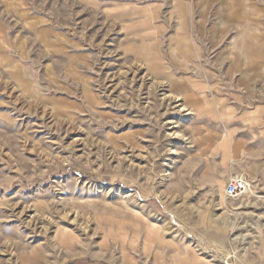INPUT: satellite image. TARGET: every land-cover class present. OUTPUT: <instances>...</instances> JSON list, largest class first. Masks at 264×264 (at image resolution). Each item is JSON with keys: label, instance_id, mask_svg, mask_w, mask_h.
<instances>
[{"label": "rangeland", "instance_id": "374dc122", "mask_svg": "<svg viewBox=\"0 0 264 264\" xmlns=\"http://www.w3.org/2000/svg\"><path fill=\"white\" fill-rule=\"evenodd\" d=\"M0 264H264V0H0Z\"/></svg>", "mask_w": 264, "mask_h": 264}, {"label": "built area", "instance_id": "2783aa9c", "mask_svg": "<svg viewBox=\"0 0 264 264\" xmlns=\"http://www.w3.org/2000/svg\"><path fill=\"white\" fill-rule=\"evenodd\" d=\"M248 187L249 183L246 178H235L226 187V197L229 200L237 199L248 190Z\"/></svg>", "mask_w": 264, "mask_h": 264}, {"label": "bare ground", "instance_id": "6f19581e", "mask_svg": "<svg viewBox=\"0 0 264 264\" xmlns=\"http://www.w3.org/2000/svg\"><path fill=\"white\" fill-rule=\"evenodd\" d=\"M182 111V110H181ZM177 134V133H176ZM174 136V135H173Z\"/></svg>", "mask_w": 264, "mask_h": 264}]
</instances>
